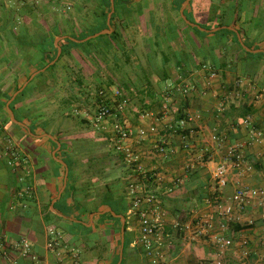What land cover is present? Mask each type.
I'll list each match as a JSON object with an SVG mask.
<instances>
[{
	"label": "crops",
	"instance_id": "0c3cea01",
	"mask_svg": "<svg viewBox=\"0 0 264 264\" xmlns=\"http://www.w3.org/2000/svg\"><path fill=\"white\" fill-rule=\"evenodd\" d=\"M79 1L0 0V245L10 256H0V264L150 261L137 257V250H144L134 239L133 216L128 211L126 219L108 205L121 210L119 182L137 180L138 174L133 178L121 169L107 180L97 177L91 171L95 166L117 168V162L102 161L109 146L60 116L50 78L34 81L51 66L60 70L68 64L58 61L60 43L68 38L62 19L72 10L79 20L107 13L104 0ZM110 3V32L81 43L115 31L118 37L85 45L80 54H94L114 84L111 96L120 91L127 100L112 120L133 129L136 135L127 145L146 173L158 174L150 187L144 181L136 186L155 193L167 213L161 264H264V206L252 200L240 208L232 201L241 185L264 188V0ZM182 116L189 120L185 140L186 129L178 127ZM214 135L226 141L217 144ZM7 138L21 156L15 167L4 155ZM234 145L242 146L253 171L232 172L228 186L220 189L214 173ZM220 205H233L230 219L220 215ZM194 218L226 223L233 246L221 251L209 238H190L174 228ZM52 229L62 234L54 250L47 246ZM22 238L36 261L15 247Z\"/></svg>",
	"mask_w": 264,
	"mask_h": 264
},
{
	"label": "built area",
	"instance_id": "2783aa9c",
	"mask_svg": "<svg viewBox=\"0 0 264 264\" xmlns=\"http://www.w3.org/2000/svg\"><path fill=\"white\" fill-rule=\"evenodd\" d=\"M187 92V91H186ZM116 96L118 92L115 93ZM126 102L118 106L123 109ZM110 108L108 105H102L98 109L96 115L92 118V122L97 130L112 131L116 135V149L125 156V160L129 165H133L136 171L140 174H146L145 169L139 162V156L135 154L127 145L128 142L136 135L132 128L119 123L110 124ZM88 116V114H86ZM189 120L183 119L178 122V127L185 130ZM248 125V121L245 122ZM151 132H155L152 129ZM141 136L145 135L144 131L139 132ZM184 140L185 138L182 137ZM262 135H257V141H260ZM213 141L217 144H223L225 136L214 135ZM264 142V139H263ZM187 147V145L185 146ZM161 152H164L161 149ZM4 155L8 158L10 167H15V164L21 160V156L15 146L13 139L7 138ZM238 172L241 175L250 174L253 171V166L246 159L241 145L230 146L226 152L223 162L216 168L214 173L215 184L220 189H225L230 181L232 172ZM158 178V174H154ZM182 180H177L176 184H180ZM129 196L132 198V206L129 210V215L138 216L140 224L139 244L143 247L150 262L152 264H161L163 260V248L165 246V237L163 236L164 226L166 224L167 213L161 208L158 197L153 192H147L143 188L132 185L130 187ZM252 200H258L260 206H264V188H253L249 185H241L235 191L232 201L240 208H244ZM220 215L226 220L230 219L234 214L233 205L222 207L218 206ZM264 222V213L262 214ZM174 228L177 231L183 232L190 238H209L215 246H218L221 251L227 250L233 246V241L226 237L228 225L221 223L218 226L212 219L202 220L194 218L192 221L181 223L176 222ZM62 234L52 229L49 231L48 248L51 250L60 248ZM247 241L243 242V246L247 249ZM19 249V253L24 258H29L33 261L37 257L31 253L30 242L22 238L15 246ZM0 256L3 259H10L9 250L3 245H0ZM244 256H249L248 249L245 250ZM214 264H223L222 260H217Z\"/></svg>",
	"mask_w": 264,
	"mask_h": 264
},
{
	"label": "trees",
	"instance_id": "16d2710c",
	"mask_svg": "<svg viewBox=\"0 0 264 264\" xmlns=\"http://www.w3.org/2000/svg\"><path fill=\"white\" fill-rule=\"evenodd\" d=\"M79 2L84 3V0H80ZM103 2V8L105 10L107 9V13L105 11L97 19L79 20L77 18L76 10H72L73 12L68 14L66 18L62 19L68 29L64 35H67L68 38L64 39L60 43L62 54L58 61L66 60L68 64L66 63L60 70H58L57 64H55L51 66L46 72L40 74L34 81H39L41 78H50V80H52L54 83L53 87L51 88V90L55 92L53 104L56 106L55 110L60 111V116L65 119H70L78 123V125L84 126L89 131L92 130L94 134L91 135V140L99 138L103 140L102 142L104 144L109 146V148H104L106 157L102 161L105 162V159L107 158L112 163L117 162V168L115 170L109 171L108 166H95L91 169V171L94 172L97 177L102 180H107L112 175H114V173L121 169H123L125 173L133 176V178L138 174L137 180L131 181L133 180L131 178L127 182H119V185L123 186L124 188V192L116 198V202L119 206H121V210H117V207L114 204H108L112 205L111 207L116 211V213L124 215V217L127 219V213L132 206V198L129 196L130 187L132 185L136 186L142 181L147 184V187H150L148 184L155 183L156 178L154 177L155 173H138L133 165H129L126 162L125 156L121 152L117 151V139L115 133L112 131L105 132L97 130L92 122V118L96 115L100 106H109V119H112L118 111L122 110L121 108H118V106L124 102L127 103V100L120 91H118L117 96L116 94L113 95V97L111 96L109 90L113 88L114 84L111 79L103 78L104 76L102 75V70L104 71V69L97 67V58L95 55L88 52L84 53V55L80 54L81 48H83L85 45H89V43L93 42L94 40L88 41L84 44L81 43V41L104 30H107L108 28L107 16L111 12V3L110 0H104ZM73 9H75V7ZM81 31L83 34H78ZM85 31L88 33H84ZM118 35L119 33L115 31L112 36H100L98 39L100 41L106 39L107 37H113V39H115L118 37ZM106 46L108 49H110L109 45ZM56 56L57 51L55 52L53 59L48 58L49 62L55 60ZM86 59H89L90 61ZM86 114H88V116H86ZM179 119L183 120L185 118L182 116ZM119 124L124 125L122 122H119ZM182 134V137H186L189 134V130L186 129L182 132ZM136 218H138V216ZM127 228L128 226L126 225V233H128ZM163 236L167 237L164 230ZM130 243V241L126 242L125 247H128ZM143 253L147 259L148 256L146 252L143 251Z\"/></svg>",
	"mask_w": 264,
	"mask_h": 264
},
{
	"label": "rangeland",
	"instance_id": "374dc122",
	"mask_svg": "<svg viewBox=\"0 0 264 264\" xmlns=\"http://www.w3.org/2000/svg\"><path fill=\"white\" fill-rule=\"evenodd\" d=\"M91 44H100V40L99 39H94V41L93 42H91V43H89V45H86V48H89L90 47V45ZM102 72H103V78H108V72L107 71H103L102 70ZM109 121H110V123L111 124H116V123H119V121H117L116 119H114V120H112V119H109ZM131 221L133 222V230H134V233H135V237H134V239L136 240L137 239V237L139 238L140 237V225H139V220H138V218H136V217H133L132 219H131ZM138 245H140L139 244V240H137V242H136ZM141 246V245H140ZM141 249H139V250H137L138 251V254L137 255H139V256H137V257H139V258H141L142 260H146V257H145V255H144V253H142V251H140ZM149 259V258H148ZM149 263L150 264H152V262H150L149 261ZM148 263V264H149Z\"/></svg>",
	"mask_w": 264,
	"mask_h": 264
},
{
	"label": "water",
	"instance_id": "95a60500",
	"mask_svg": "<svg viewBox=\"0 0 264 264\" xmlns=\"http://www.w3.org/2000/svg\"><path fill=\"white\" fill-rule=\"evenodd\" d=\"M183 18H185V17L183 16ZM189 24H190V23H189ZM190 25L193 26L192 24H190ZM108 27H109L108 30L103 31V32L97 34L96 37L99 36V35H103V34H106V33L110 32V29H111V28H110V16H109V19H108ZM120 219H121L123 222L125 221V218H124L123 216H120Z\"/></svg>",
	"mask_w": 264,
	"mask_h": 264
}]
</instances>
